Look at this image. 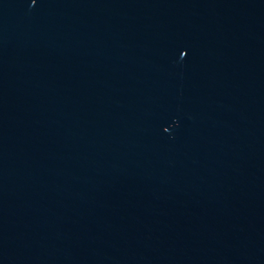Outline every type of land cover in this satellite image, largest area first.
Masks as SVG:
<instances>
[{
    "label": "water",
    "instance_id": "1",
    "mask_svg": "<svg viewBox=\"0 0 264 264\" xmlns=\"http://www.w3.org/2000/svg\"><path fill=\"white\" fill-rule=\"evenodd\" d=\"M0 264H264V0H0Z\"/></svg>",
    "mask_w": 264,
    "mask_h": 264
}]
</instances>
